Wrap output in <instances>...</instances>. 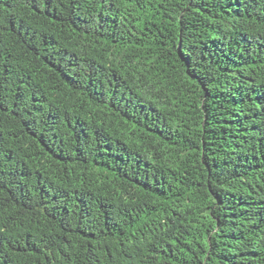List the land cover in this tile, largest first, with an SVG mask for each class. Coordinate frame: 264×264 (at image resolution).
<instances>
[{"label": "trees", "instance_id": "trees-1", "mask_svg": "<svg viewBox=\"0 0 264 264\" xmlns=\"http://www.w3.org/2000/svg\"><path fill=\"white\" fill-rule=\"evenodd\" d=\"M0 264H264V0H0Z\"/></svg>", "mask_w": 264, "mask_h": 264}]
</instances>
